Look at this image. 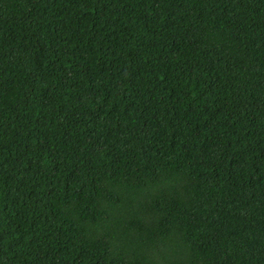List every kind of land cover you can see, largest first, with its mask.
<instances>
[{
  "label": "trees",
  "instance_id": "obj_1",
  "mask_svg": "<svg viewBox=\"0 0 264 264\" xmlns=\"http://www.w3.org/2000/svg\"><path fill=\"white\" fill-rule=\"evenodd\" d=\"M0 264H264V0H0Z\"/></svg>",
  "mask_w": 264,
  "mask_h": 264
}]
</instances>
